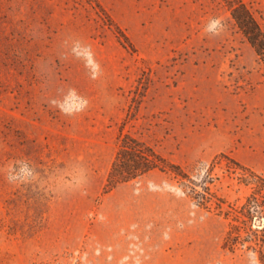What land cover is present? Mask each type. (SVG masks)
I'll return each instance as SVG.
<instances>
[{
	"label": "rangeland",
	"instance_id": "1",
	"mask_svg": "<svg viewBox=\"0 0 264 264\" xmlns=\"http://www.w3.org/2000/svg\"><path fill=\"white\" fill-rule=\"evenodd\" d=\"M232 4L0 0V264H263L223 246L251 191L234 162L264 175V63ZM124 135L167 171L106 192Z\"/></svg>",
	"mask_w": 264,
	"mask_h": 264
},
{
	"label": "trees",
	"instance_id": "2",
	"mask_svg": "<svg viewBox=\"0 0 264 264\" xmlns=\"http://www.w3.org/2000/svg\"><path fill=\"white\" fill-rule=\"evenodd\" d=\"M230 12L238 28L264 63V31L253 14L240 0H233ZM129 143L134 145V148L129 147ZM120 148L117 155L118 162L114 163L107 178L104 188L106 192L113 190L120 183L133 181L154 169L167 171L159 165V157L134 138L122 136ZM234 165L243 172L239 178L240 182L250 187L251 191L242 204L231 206L230 211L224 213V217L231 223L223 246L231 250H234L236 246H249L255 249L253 246H262L264 243V175L237 162H234ZM169 170L176 178L189 179V176L178 172L180 168L177 166H170ZM209 179L213 180L211 176ZM204 192L201 205L207 208L211 201L208 186L204 187ZM221 203L222 201L216 204V209L220 212H222ZM262 261L264 264V257Z\"/></svg>",
	"mask_w": 264,
	"mask_h": 264
},
{
	"label": "clouds",
	"instance_id": "3",
	"mask_svg": "<svg viewBox=\"0 0 264 264\" xmlns=\"http://www.w3.org/2000/svg\"><path fill=\"white\" fill-rule=\"evenodd\" d=\"M220 28H222L221 22L216 20V19H213V20L209 21V23L206 27V31L215 35ZM73 52H75L78 56L85 57L87 60V63L91 64V65H95L96 69L99 68V65L95 64V60L93 59V54H92V51L90 48L85 47V48L81 49L80 45L77 43V45L73 48ZM93 78H95V77H93ZM53 103H55V102H53ZM84 103L86 106L87 102L85 101ZM15 171H16V169L13 168L11 174L8 177V179L10 181H14V180L19 179V177H17L15 175Z\"/></svg>",
	"mask_w": 264,
	"mask_h": 264
},
{
	"label": "crops",
	"instance_id": "4",
	"mask_svg": "<svg viewBox=\"0 0 264 264\" xmlns=\"http://www.w3.org/2000/svg\"><path fill=\"white\" fill-rule=\"evenodd\" d=\"M120 187H123V184H118L116 188H114V190L116 189H120Z\"/></svg>",
	"mask_w": 264,
	"mask_h": 264
}]
</instances>
